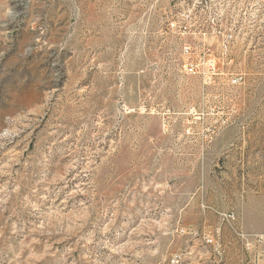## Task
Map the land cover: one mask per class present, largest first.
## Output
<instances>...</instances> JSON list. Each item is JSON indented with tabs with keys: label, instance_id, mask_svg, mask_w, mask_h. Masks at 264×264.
I'll return each instance as SVG.
<instances>
[{
	"label": "rangeland",
	"instance_id": "obj_1",
	"mask_svg": "<svg viewBox=\"0 0 264 264\" xmlns=\"http://www.w3.org/2000/svg\"><path fill=\"white\" fill-rule=\"evenodd\" d=\"M0 264H264V0H0Z\"/></svg>",
	"mask_w": 264,
	"mask_h": 264
}]
</instances>
